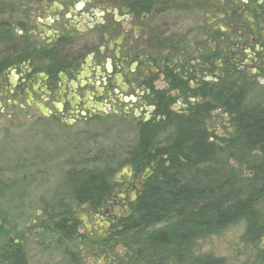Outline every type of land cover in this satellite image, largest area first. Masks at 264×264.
Here are the masks:
<instances>
[{"label":"rangeland","instance_id":"374dc122","mask_svg":"<svg viewBox=\"0 0 264 264\" xmlns=\"http://www.w3.org/2000/svg\"><path fill=\"white\" fill-rule=\"evenodd\" d=\"M15 1L0 0V6ZM156 7L152 21L157 28V39L175 43L177 52L171 56L169 51L160 50L156 63L162 70L154 87L166 91L172 111L183 113L187 104L176 90L170 91L165 70L173 66L178 74L190 76L192 88L199 81H213L226 62L234 61L232 57L238 54L231 50L235 36L228 29L227 20L213 21L209 8L204 6L201 10L189 0H171L167 6L163 3ZM214 30H221L219 45L224 51L215 57L212 49L216 41L209 33ZM203 53L212 58L214 64L210 68L215 70L197 68ZM186 57L188 61L184 65ZM171 59L178 64L173 65ZM235 64L244 83L256 88L264 85L263 47L242 51ZM7 75L0 83V251L21 249L28 264H125L129 247L113 235L123 217L130 213V205L137 200L147 179L143 176L147 168L135 173L133 167L121 160L127 157L126 151L135 141V125L150 114L133 101L127 110L101 113V120L86 117L74 122L68 116L46 117L37 108L38 104L44 105L42 102L29 104L26 99H17L15 89L8 82L17 83L18 75L13 71ZM209 100L197 97L192 102ZM206 128L218 144L235 132L233 117L223 109L211 113ZM83 163L86 167L115 166L114 193L98 212L73 199L66 179L68 169ZM149 169L152 173V168ZM58 202L69 205L65 208L69 210V230L77 227L72 237L55 229L59 217L50 218L48 208ZM246 224V220H241L220 231L201 233L192 255L219 257L225 264H251L258 246L264 245V235L255 244L244 242ZM0 264L13 263L5 260ZM169 264L178 262L172 260Z\"/></svg>","mask_w":264,"mask_h":264},{"label":"trees","instance_id":"16d2710c","mask_svg":"<svg viewBox=\"0 0 264 264\" xmlns=\"http://www.w3.org/2000/svg\"><path fill=\"white\" fill-rule=\"evenodd\" d=\"M1 28L0 77L19 59L10 50L13 39L4 25ZM159 39L162 52L173 46ZM165 76L170 91L179 93L186 109L172 111L164 90L148 97L156 103L154 116L135 125V141L121 161L135 173L146 168H152V173L113 237L129 247L125 264H169L172 260L225 264L215 256L195 257L192 248L201 233L220 231L241 220L247 223L244 242L255 244L264 235V85L256 88L244 83L234 62H226L213 81H199L194 88L190 76L171 69L165 70ZM197 97L210 100L193 103ZM217 109L233 117L235 128L219 144L206 128L207 119ZM85 165L68 169L66 179L73 199L98 212L114 193L115 166ZM68 206L58 202L49 206L48 213L51 219L59 217L55 229L69 238L77 227L69 230ZM253 258L251 264H264V245L258 246ZM5 260L28 264L21 249L0 251V263Z\"/></svg>","mask_w":264,"mask_h":264},{"label":"flooded vegetation","instance_id":"af4514ba","mask_svg":"<svg viewBox=\"0 0 264 264\" xmlns=\"http://www.w3.org/2000/svg\"><path fill=\"white\" fill-rule=\"evenodd\" d=\"M189 1L201 10L209 8L213 21H228L235 36L232 51L239 54L264 48V0ZM169 2L17 0L0 6V30L4 25L14 41L12 55L19 57L0 77V83L7 79L8 71L16 72L18 82L9 81L8 86L15 89L18 100L42 102L37 108L46 117L68 116L75 122L127 110L129 103L137 101L150 114L145 120H150L156 103L148 97L158 91L154 83L162 70L156 63L161 55L152 16L158 4L167 6ZM209 33L216 41L214 57L222 55L221 30ZM176 49L173 43L169 54L174 55ZM238 54L229 55L235 58L231 62L235 63ZM200 56L197 68L208 70L212 58L206 53ZM187 61L186 57L183 64Z\"/></svg>","mask_w":264,"mask_h":264},{"label":"water","instance_id":"95a60500","mask_svg":"<svg viewBox=\"0 0 264 264\" xmlns=\"http://www.w3.org/2000/svg\"><path fill=\"white\" fill-rule=\"evenodd\" d=\"M150 174H151V170L148 168L146 170V174H144L143 176H144V178H148L150 176Z\"/></svg>","mask_w":264,"mask_h":264}]
</instances>
